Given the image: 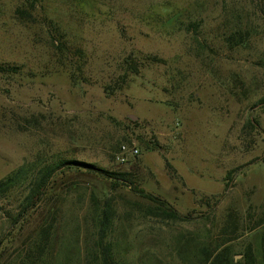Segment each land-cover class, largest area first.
<instances>
[{
  "label": "rangeland",
  "instance_id": "1",
  "mask_svg": "<svg viewBox=\"0 0 264 264\" xmlns=\"http://www.w3.org/2000/svg\"><path fill=\"white\" fill-rule=\"evenodd\" d=\"M0 63L19 67L0 74V179L24 164L77 160L125 173L191 216L155 215L122 184L57 171L14 225L25 192L0 202V264H96L107 198L108 240L124 264H188L176 244L188 236L227 241L236 260L246 246L258 256L264 0H0ZM123 143L138 154L122 159ZM228 215L236 231L221 234Z\"/></svg>",
  "mask_w": 264,
  "mask_h": 264
},
{
  "label": "trees",
  "instance_id": "2",
  "mask_svg": "<svg viewBox=\"0 0 264 264\" xmlns=\"http://www.w3.org/2000/svg\"><path fill=\"white\" fill-rule=\"evenodd\" d=\"M16 12L21 15L26 11L18 8ZM56 42H58L60 46L62 45L61 41L58 39ZM53 45L56 46L57 43L54 42ZM64 58L65 60L70 61L68 54H66ZM18 72L19 67L0 63L1 75L17 74ZM247 124L251 128H258L255 119L253 120L249 118ZM65 169H84L87 172L99 175L103 179L113 180V182L128 187L132 192L139 194L144 199L155 204L156 211H151L155 215L178 221L191 220L190 215H180L173 207L168 205L166 201L138 188L135 182L125 173L95 167L91 163L65 159L54 163H45L38 168L35 167L34 164H24L0 179V202L7 199L9 195L15 191L21 193L25 192L16 206V213H9V218L12 220L11 226L14 225L17 220L23 218L29 210L36 207L43 200L54 174H56L57 171ZM227 186L228 183L226 184V187ZM206 203L210 206L209 199L206 200ZM217 203L218 200H215L214 206L217 205ZM113 214L114 208L112 207L110 199L107 198L100 209L97 219V240L95 242L96 253L94 256L96 264H124L116 258L113 253L112 243L108 240V235L110 234L113 224ZM210 214L211 213L208 215ZM260 220L262 221L263 219ZM237 224L236 219L231 218V216L228 215L225 225L221 229V234H227V231L230 229V232L236 231ZM181 239L182 237L179 238L176 243L178 245L177 254L183 261L186 260L188 264H256L257 260L259 264H264V232L260 236L261 247L258 256L256 257L250 247L246 246L242 252H239L242 257L237 260L232 256V252L234 251L233 245L229 242L227 243V241L214 244L209 239H199L192 236L183 237V242H181Z\"/></svg>",
  "mask_w": 264,
  "mask_h": 264
},
{
  "label": "built area",
  "instance_id": "3",
  "mask_svg": "<svg viewBox=\"0 0 264 264\" xmlns=\"http://www.w3.org/2000/svg\"><path fill=\"white\" fill-rule=\"evenodd\" d=\"M119 154L121 155V157L123 159V156H125L126 154H130V155L138 154V149L134 144L133 145H127V144L123 143L120 146Z\"/></svg>",
  "mask_w": 264,
  "mask_h": 264
},
{
  "label": "water",
  "instance_id": "4",
  "mask_svg": "<svg viewBox=\"0 0 264 264\" xmlns=\"http://www.w3.org/2000/svg\"><path fill=\"white\" fill-rule=\"evenodd\" d=\"M130 118L134 120L136 117H135V116H133V115H131V117H130Z\"/></svg>",
  "mask_w": 264,
  "mask_h": 264
}]
</instances>
